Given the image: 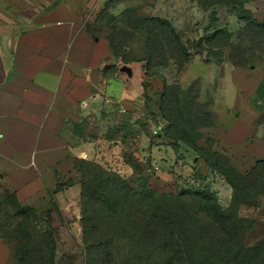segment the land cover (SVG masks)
<instances>
[{"label":"rangeland","instance_id":"obj_1","mask_svg":"<svg viewBox=\"0 0 264 264\" xmlns=\"http://www.w3.org/2000/svg\"><path fill=\"white\" fill-rule=\"evenodd\" d=\"M234 4H244L264 23V0H87L83 5L81 22L94 34L113 38L119 55L114 63L121 68L116 72L125 76L140 109L113 113L104 136L86 138L95 150L78 159L80 174L61 178L37 210L31 223L37 232L47 230L49 217L56 230L57 264H84L80 187L83 181L97 187V168L117 172L137 193L187 194L196 201L190 211L201 212L205 227L237 226L243 233L264 222V36L246 28ZM216 31L228 34L237 52L256 55L252 68H237L226 49L206 46L203 40ZM246 105L258 115L255 131L238 142L239 134L230 132ZM235 172L246 180L234 201ZM28 209L0 179V240L21 222L16 214H29ZM129 244L124 237L115 241L118 264ZM11 252L6 264H16Z\"/></svg>","mask_w":264,"mask_h":264},{"label":"crops","instance_id":"obj_2","mask_svg":"<svg viewBox=\"0 0 264 264\" xmlns=\"http://www.w3.org/2000/svg\"><path fill=\"white\" fill-rule=\"evenodd\" d=\"M86 2L0 0V177L21 205L36 210L74 173V160L94 152L86 138L104 136L113 113L140 109L107 38L81 22ZM257 116L242 108L230 132L238 142L254 133ZM262 237L259 222L248 239ZM9 255L0 241V264Z\"/></svg>","mask_w":264,"mask_h":264},{"label":"trees","instance_id":"obj_3","mask_svg":"<svg viewBox=\"0 0 264 264\" xmlns=\"http://www.w3.org/2000/svg\"><path fill=\"white\" fill-rule=\"evenodd\" d=\"M234 5L240 9L246 28L259 31L258 37H263L264 23L245 10L244 4ZM104 37L118 61L113 38ZM203 42L209 49H226L229 61L237 68L246 70L255 64L256 55L247 57L237 52L225 32L216 31ZM260 61L264 63V55ZM262 117L257 125L262 123ZM78 159L74 160V172L80 174ZM97 169L101 175L95 180L99 183L97 187L84 181L80 187L84 264H118L113 246L119 237L130 243L123 264H264V237L252 243L248 239L259 221L243 233L237 226L220 229L211 224L205 227L201 212L192 214L190 211L196 201L187 194L137 193L117 172ZM235 174L234 201L246 180L245 176ZM27 208L29 214H16L21 222L13 233H6L0 241L12 251L16 264H57L58 243L51 218H47V230L38 233L31 224L37 221L38 211Z\"/></svg>","mask_w":264,"mask_h":264}]
</instances>
